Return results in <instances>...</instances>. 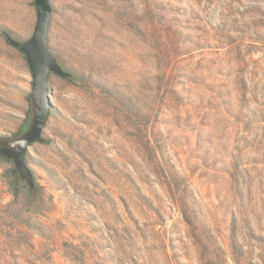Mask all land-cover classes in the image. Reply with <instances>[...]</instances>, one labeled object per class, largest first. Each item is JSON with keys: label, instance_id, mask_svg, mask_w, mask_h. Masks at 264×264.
<instances>
[{"label": "rangeland", "instance_id": "rangeland-1", "mask_svg": "<svg viewBox=\"0 0 264 264\" xmlns=\"http://www.w3.org/2000/svg\"><path fill=\"white\" fill-rule=\"evenodd\" d=\"M35 0H0V136L20 133ZM37 190L0 158V264H264V0H52Z\"/></svg>", "mask_w": 264, "mask_h": 264}, {"label": "water", "instance_id": "water-1", "mask_svg": "<svg viewBox=\"0 0 264 264\" xmlns=\"http://www.w3.org/2000/svg\"><path fill=\"white\" fill-rule=\"evenodd\" d=\"M37 21L32 36L18 40L6 35L7 41L25 54L32 72L33 87L30 94V111L23 130L13 136H0V155L13 160L12 173L19 175L21 187L33 199L37 186L33 171L23 157L30 146L43 139L42 135L51 113L49 77L56 74L80 82L74 73L62 67L48 44V33L52 16V0H35Z\"/></svg>", "mask_w": 264, "mask_h": 264}, {"label": "trees", "instance_id": "trees-1", "mask_svg": "<svg viewBox=\"0 0 264 264\" xmlns=\"http://www.w3.org/2000/svg\"><path fill=\"white\" fill-rule=\"evenodd\" d=\"M1 32H2L5 36H6V35H10V34H9L8 32H6V31H1ZM79 78H80V83H84L83 79H82L81 77H79ZM69 80H70V79H69ZM25 155H26V154H25ZM25 155H23L24 158H25ZM0 158L5 159V160L10 161V162H13L12 159L6 158V157L1 156V155H0ZM9 174H10L11 178L13 179V183H14V185H15V188H16V189H20V188H21V185H20V181H19V175H18V173H16V172L12 173L11 170H10Z\"/></svg>", "mask_w": 264, "mask_h": 264}]
</instances>
